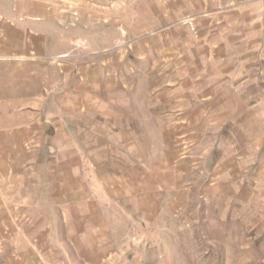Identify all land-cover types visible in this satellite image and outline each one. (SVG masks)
Wrapping results in <instances>:
<instances>
[{
  "label": "crops",
  "instance_id": "1",
  "mask_svg": "<svg viewBox=\"0 0 264 264\" xmlns=\"http://www.w3.org/2000/svg\"><path fill=\"white\" fill-rule=\"evenodd\" d=\"M183 1L216 10L136 107L105 50L76 54L73 27L45 26L59 11L0 9V264H108L117 224L148 225L169 186L181 208L199 186L263 196L264 0Z\"/></svg>",
  "mask_w": 264,
  "mask_h": 264
},
{
  "label": "rangeland",
  "instance_id": "2",
  "mask_svg": "<svg viewBox=\"0 0 264 264\" xmlns=\"http://www.w3.org/2000/svg\"><path fill=\"white\" fill-rule=\"evenodd\" d=\"M43 1L47 14L54 16L59 11L62 16L48 19L45 26L73 27L69 36L76 54H92L97 60L105 50L111 57L112 76L122 72V84L128 86L129 101L135 107L149 100L153 87L168 84L170 69L174 72L183 67L185 59L174 58L183 47L182 36L197 40V18L216 10L179 9L180 0ZM185 2L191 6L195 0ZM14 6V0H0L4 13ZM149 6H159L161 11L150 14ZM101 29L108 35L109 47L102 40ZM255 171L256 167H250L251 176ZM244 185H226L208 200L201 194L202 186L196 187L197 193L187 198L184 208L164 202L172 200L177 191L169 186L148 225L141 216L136 228L124 219L117 224L116 253L107 263L264 264V181L261 198L255 197V183L251 182L245 192L249 197L237 198L236 192Z\"/></svg>",
  "mask_w": 264,
  "mask_h": 264
}]
</instances>
